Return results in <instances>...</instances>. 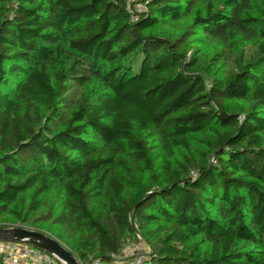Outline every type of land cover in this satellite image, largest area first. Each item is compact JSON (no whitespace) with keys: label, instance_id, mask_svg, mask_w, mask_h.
I'll list each match as a JSON object with an SVG mask.
<instances>
[{"label":"trees","instance_id":"obj_1","mask_svg":"<svg viewBox=\"0 0 264 264\" xmlns=\"http://www.w3.org/2000/svg\"><path fill=\"white\" fill-rule=\"evenodd\" d=\"M139 1L0 0V224L264 264V0Z\"/></svg>","mask_w":264,"mask_h":264},{"label":"built area","instance_id":"obj_2","mask_svg":"<svg viewBox=\"0 0 264 264\" xmlns=\"http://www.w3.org/2000/svg\"><path fill=\"white\" fill-rule=\"evenodd\" d=\"M128 10L131 13L130 19L134 21L140 13L146 11V3L139 0H127ZM193 175L195 173L193 172ZM8 227H24L35 229L21 222L15 224H7ZM37 230V229H36ZM132 247L131 254L127 253L128 248ZM115 258L114 264H151L148 257L147 246L139 237L136 242L126 243L118 256ZM0 260L1 264H64L51 254L30 244L0 240ZM79 260V259H78ZM80 262V261H79ZM80 264H82L80 262ZM86 264H113L109 261H103L95 258L90 259Z\"/></svg>","mask_w":264,"mask_h":264},{"label":"water","instance_id":"obj_3","mask_svg":"<svg viewBox=\"0 0 264 264\" xmlns=\"http://www.w3.org/2000/svg\"><path fill=\"white\" fill-rule=\"evenodd\" d=\"M0 240L30 244L51 254L64 264H80L69 248L41 230L24 227L0 228Z\"/></svg>","mask_w":264,"mask_h":264},{"label":"rangeland","instance_id":"obj_4","mask_svg":"<svg viewBox=\"0 0 264 264\" xmlns=\"http://www.w3.org/2000/svg\"><path fill=\"white\" fill-rule=\"evenodd\" d=\"M248 50H249V47H246V51H248ZM0 228H8V225H1V224H0ZM43 232H44V231H43ZM45 233H47V232H45ZM136 241H137V240H135V239H133V238H128V240H127L128 243H130V242H136ZM143 243H144V241H143ZM132 251H133V248L130 247V248H128L127 253H128V254H131Z\"/></svg>","mask_w":264,"mask_h":264}]
</instances>
